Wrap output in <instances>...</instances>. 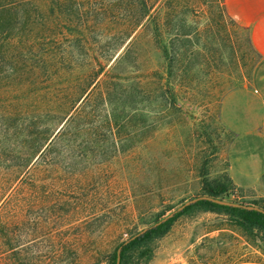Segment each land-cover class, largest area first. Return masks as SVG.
Segmentation results:
<instances>
[{
    "label": "rangeland",
    "instance_id": "obj_1",
    "mask_svg": "<svg viewBox=\"0 0 264 264\" xmlns=\"http://www.w3.org/2000/svg\"><path fill=\"white\" fill-rule=\"evenodd\" d=\"M109 1L80 0L79 17L105 18L87 7ZM220 1H156L153 42L138 28L122 58L113 61L121 48L112 54L111 76L102 71L91 87L89 124L66 132L56 157L30 170L38 179L11 197L14 251L7 257L0 237V264H103L118 241L202 194V179L225 183L233 132L220 102L247 86L258 54ZM33 2L46 11L45 0ZM105 85L111 91L98 95ZM228 186L224 199L264 207V174ZM151 249L127 264H264L258 241L208 210L176 216Z\"/></svg>",
    "mask_w": 264,
    "mask_h": 264
},
{
    "label": "trees",
    "instance_id": "obj_2",
    "mask_svg": "<svg viewBox=\"0 0 264 264\" xmlns=\"http://www.w3.org/2000/svg\"><path fill=\"white\" fill-rule=\"evenodd\" d=\"M79 1L45 0L43 13L33 0H0V237L7 257L14 251L9 212L14 192H24L28 178L38 179L30 170L40 166L46 156L56 157L50 152L66 132L89 124L91 87L102 71L111 76L105 66L112 54L121 48L113 61L122 58L138 28L148 42H153L156 34L157 0H110L99 9L88 6L95 14L106 15L98 20L79 17L78 11L84 12ZM220 3L226 13L223 0ZM110 89L105 85L97 94H108ZM224 180L210 184L202 179V194L219 198L233 194L232 188L228 189L229 176ZM191 210L226 214L229 223L264 248V212L200 198L161 222L144 226L132 238L118 241L104 253L103 264H116L117 248V264H127L136 251L148 258L151 243L176 216Z\"/></svg>",
    "mask_w": 264,
    "mask_h": 264
},
{
    "label": "crops",
    "instance_id": "obj_3",
    "mask_svg": "<svg viewBox=\"0 0 264 264\" xmlns=\"http://www.w3.org/2000/svg\"><path fill=\"white\" fill-rule=\"evenodd\" d=\"M223 6L247 28L258 54L247 86L225 93L219 107L221 122L233 132L226 172L235 185L244 186L264 174V0H223Z\"/></svg>",
    "mask_w": 264,
    "mask_h": 264
},
{
    "label": "water",
    "instance_id": "obj_4",
    "mask_svg": "<svg viewBox=\"0 0 264 264\" xmlns=\"http://www.w3.org/2000/svg\"><path fill=\"white\" fill-rule=\"evenodd\" d=\"M200 198H206V199H210V200L215 201V202H219V203H223V204H228V205H235V206H240V207H244V208H252V209H255V210H259L261 212H264V208L263 207L258 206V205H255V204L242 203V202H238V201H233V200H228V199L219 198V197H215V196H210V195H207V194H198V195L192 196V197L184 200L178 206H176L174 209L170 210L165 215H163L161 218H159L156 221H154L151 225H155V224L161 222L162 220H164V219L168 218L169 216H171L174 213V211L180 209L182 206H184V205H186V204H188L190 202H193V201H195L197 199H200ZM143 229L144 228H140L139 230L131 233L127 238L124 239V241H126L129 238H132L134 235H136L137 233H139ZM118 251L119 250L117 248V250H116V264L118 262Z\"/></svg>",
    "mask_w": 264,
    "mask_h": 264
}]
</instances>
